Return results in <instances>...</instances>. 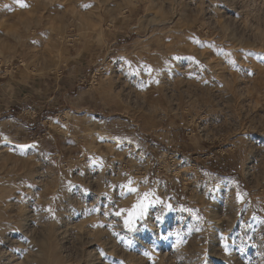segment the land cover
Returning a JSON list of instances; mask_svg holds the SVG:
<instances>
[{
  "label": "rangeland",
  "instance_id": "1",
  "mask_svg": "<svg viewBox=\"0 0 264 264\" xmlns=\"http://www.w3.org/2000/svg\"><path fill=\"white\" fill-rule=\"evenodd\" d=\"M21 2L0 0V264H264V0Z\"/></svg>",
  "mask_w": 264,
  "mask_h": 264
},
{
  "label": "snow or ice",
  "instance_id": "2",
  "mask_svg": "<svg viewBox=\"0 0 264 264\" xmlns=\"http://www.w3.org/2000/svg\"><path fill=\"white\" fill-rule=\"evenodd\" d=\"M17 2L20 3L21 7L27 6L24 3H22L21 0H17ZM132 185H133V181L129 180L128 184L122 187L126 188L128 193L137 192L138 189H136L135 187H132ZM152 195H153L152 193H145L144 196L138 201V203L133 206L132 210L128 213L127 218L124 220V225L126 228H128L129 230H132L135 220L141 219L147 214V210L150 204L162 203L159 199L155 201L150 200L149 197ZM237 199L238 201L241 199V196L239 194L237 196ZM168 207L169 209L171 208L170 205ZM123 211L124 210H121L119 212H116L115 214L117 216H120Z\"/></svg>",
  "mask_w": 264,
  "mask_h": 264
}]
</instances>
